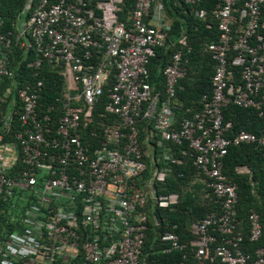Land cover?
Wrapping results in <instances>:
<instances>
[{"label": "built area", "instance_id": "obj_1", "mask_svg": "<svg viewBox=\"0 0 264 264\" xmlns=\"http://www.w3.org/2000/svg\"><path fill=\"white\" fill-rule=\"evenodd\" d=\"M184 1L215 22L218 36L207 45L211 92L179 117L186 35L162 68L164 95L149 81L156 49L175 45L163 0H134L126 20L124 0H27L17 33L0 15V206L11 207L0 217V264H149L151 222L159 252L182 253L174 264L189 254L205 264H264V246L243 247L237 186L223 173L231 145L264 150V0ZM201 1L206 7H194ZM16 47L23 54L14 69ZM59 79L48 98L47 84ZM229 104L255 109L259 132L229 134ZM186 156L220 206L191 223L188 243L153 214L177 203L160 184ZM248 223V240L258 242L260 215L251 210Z\"/></svg>", "mask_w": 264, "mask_h": 264}, {"label": "trees", "instance_id": "obj_2", "mask_svg": "<svg viewBox=\"0 0 264 264\" xmlns=\"http://www.w3.org/2000/svg\"><path fill=\"white\" fill-rule=\"evenodd\" d=\"M166 12L172 20L171 31L169 33L170 43H175L171 49H156V56L150 59L148 65L149 81L155 91L164 90L165 77L162 75V68L168 63L171 52L175 47H178L177 40L182 35L187 36L188 43L192 46V52L189 54L188 71L184 78L179 81L177 98L182 104L183 111L181 115H190L186 109L190 107L194 110L202 96L211 92V76L213 74L212 60L207 45L211 41L217 39L218 31L215 22L211 19L207 21L201 20L194 16L192 7L184 0H163ZM27 0H0V15L5 21L4 29H10L14 33L18 32L21 21L27 16L24 11V6ZM134 0H124L123 12L120 14L121 20H126L128 11L132 8ZM215 0H210V5ZM205 1L194 5L196 8L206 7ZM264 16V13H263ZM212 24L211 27L208 26ZM204 43V45H203ZM205 46L204 51L201 53ZM23 54V50L16 47L13 53L12 67L18 65L19 57ZM27 57L30 53L25 54ZM161 55V57H159ZM44 74L48 78L54 77L56 71L44 65ZM234 71H238L235 69ZM49 81V80H48ZM51 81V80H50ZM59 85L53 86L48 83V98L55 96V89H60ZM55 92V93H54ZM164 93V92H163ZM163 95V94H162ZM195 107V108H194ZM178 112V111H177ZM225 121H230L232 126L229 134H235L238 131L246 130L259 132L262 127V118L253 108H241L234 104H229L223 110ZM143 123L139 126V133L142 138L144 135ZM169 149L179 153L180 147L169 143ZM184 144L182 148H186ZM162 150L158 149L157 154H161ZM239 167H245L246 170L239 171ZM150 170V169H149ZM149 170L145 173H149ZM223 173L228 180L235 183L238 192L237 213L240 221V227L244 232V249L253 251L258 246H264V150L252 143H244L241 145H231L228 148L227 154L223 158ZM180 174V175H179ZM205 176L200 174L191 162L190 156L185 157V164L173 169L172 173L166 177V181L160 186V193H177L181 195L183 201L173 205L168 209L155 208L154 215L159 220L164 219V223L174 227V230L179 234L181 240L188 243L193 237L190 232V225L194 221H198L211 213L220 211L219 204L214 200L212 191L206 186ZM199 182H195L197 180ZM202 188V195L193 192ZM193 188V189H192ZM6 205V206H5ZM8 204H1L0 217L8 218V212L11 207ZM251 210L256 211L260 215L263 223V235L258 242H250L248 240V214ZM159 228L154 227L151 222L147 231V241L145 251L148 252L147 260L149 264H174L182 257V253L171 252L169 255H164L159 252L157 243V232ZM205 262L207 260H204ZM203 260H199L194 256L188 255L185 259L186 264H205Z\"/></svg>", "mask_w": 264, "mask_h": 264}, {"label": "crops", "instance_id": "obj_3", "mask_svg": "<svg viewBox=\"0 0 264 264\" xmlns=\"http://www.w3.org/2000/svg\"><path fill=\"white\" fill-rule=\"evenodd\" d=\"M165 11H166V9H165ZM166 15H167V17H168V21H169V25H170V28H171V25H172V20H171V18L168 16V14H167V12H166ZM170 31H171V29H169V32H168V42L170 43V41H169V33H170ZM172 43V42H171ZM171 48H173V47H171ZM171 48H169V49H171ZM176 48V47H175ZM174 50V49H173ZM173 52V51H172ZM159 57H161V55L159 56ZM162 58V57H161ZM212 67H213V63H212ZM165 85V84H164ZM160 93H161V95L163 94L164 95V90L161 92L160 90H158ZM162 95V96H163ZM178 100V99H177ZM200 102V101H199ZM198 102V104H197V107L195 108L196 110L200 107V103ZM177 103L180 105V106H182V104H183V102L181 101H177ZM180 111H182V110H180ZM174 113H175V115H176V117H179V116H181V112H177V109L176 110H174ZM242 168H245V167H242ZM240 169H241V167H239L238 168V170L240 171Z\"/></svg>", "mask_w": 264, "mask_h": 264}, {"label": "rangeland", "instance_id": "obj_4", "mask_svg": "<svg viewBox=\"0 0 264 264\" xmlns=\"http://www.w3.org/2000/svg\"><path fill=\"white\" fill-rule=\"evenodd\" d=\"M203 45H204V43H203ZM204 49H205V46H204V48H203V50L201 51V53H206L205 51H204ZM195 182H199L200 183V180L198 179L197 181H195ZM199 188V187H198ZM193 189V188H192ZM202 188H199V189H196V190H192L193 192H195V193H197V194H199V197H201V195H202V190H201ZM183 201V198H181V195H178V201H177V203H180V202H182ZM176 203V204H177Z\"/></svg>", "mask_w": 264, "mask_h": 264}]
</instances>
